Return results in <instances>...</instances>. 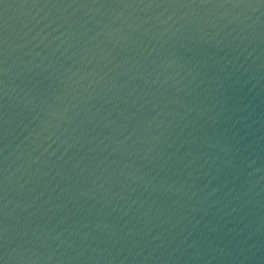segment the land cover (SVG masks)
Listing matches in <instances>:
<instances>
[{
	"label": "water",
	"instance_id": "1",
	"mask_svg": "<svg viewBox=\"0 0 264 264\" xmlns=\"http://www.w3.org/2000/svg\"><path fill=\"white\" fill-rule=\"evenodd\" d=\"M0 264H264V0H0Z\"/></svg>",
	"mask_w": 264,
	"mask_h": 264
}]
</instances>
